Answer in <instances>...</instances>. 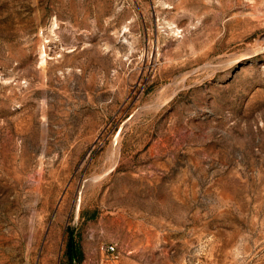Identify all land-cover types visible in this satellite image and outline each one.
Returning a JSON list of instances; mask_svg holds the SVG:
<instances>
[{"label": "rangeland", "instance_id": "374dc122", "mask_svg": "<svg viewBox=\"0 0 264 264\" xmlns=\"http://www.w3.org/2000/svg\"><path fill=\"white\" fill-rule=\"evenodd\" d=\"M0 264H264V0H0Z\"/></svg>", "mask_w": 264, "mask_h": 264}, {"label": "trees", "instance_id": "16d2710c", "mask_svg": "<svg viewBox=\"0 0 264 264\" xmlns=\"http://www.w3.org/2000/svg\"><path fill=\"white\" fill-rule=\"evenodd\" d=\"M67 254L71 260H75L76 258H81L83 256V252L79 244L75 240L73 234L70 236V239L68 241Z\"/></svg>", "mask_w": 264, "mask_h": 264}, {"label": "built area", "instance_id": "2783aa9c", "mask_svg": "<svg viewBox=\"0 0 264 264\" xmlns=\"http://www.w3.org/2000/svg\"><path fill=\"white\" fill-rule=\"evenodd\" d=\"M106 251H107L108 253H112V254H114V253L116 252V248H115L114 245H107V246H106Z\"/></svg>", "mask_w": 264, "mask_h": 264}]
</instances>
